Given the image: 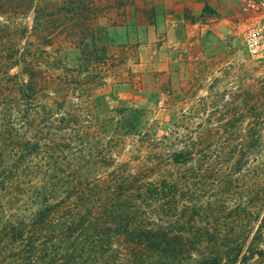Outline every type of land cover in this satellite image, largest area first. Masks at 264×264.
I'll return each instance as SVG.
<instances>
[{
	"label": "trees",
	"instance_id": "trees-1",
	"mask_svg": "<svg viewBox=\"0 0 264 264\" xmlns=\"http://www.w3.org/2000/svg\"><path fill=\"white\" fill-rule=\"evenodd\" d=\"M24 59L17 73L0 77V264H248L257 256L264 259L262 178L250 186L249 219L259 225L249 243L215 238L202 222L216 221L229 206L225 196L207 198L203 191L230 187L227 175L241 173L245 160L264 170L259 112L239 144L202 151L216 153L214 161L195 160L197 144L168 146L164 136L158 149H168L166 165L177 171L136 172L115 158L113 136L138 135L142 111L114 109L105 143L102 126L90 120L91 101L73 103L71 96L77 94L63 88L62 73H38Z\"/></svg>",
	"mask_w": 264,
	"mask_h": 264
},
{
	"label": "rangeland",
	"instance_id": "rangeland-1",
	"mask_svg": "<svg viewBox=\"0 0 264 264\" xmlns=\"http://www.w3.org/2000/svg\"><path fill=\"white\" fill-rule=\"evenodd\" d=\"M239 5L237 0H0V77L17 73L24 58L38 73H62L63 88L77 94L73 103L91 101L90 120L102 126L105 143L114 109H140V133L113 136L115 158L136 172L177 171L166 165L168 149H158L164 136L168 146L195 143V160L214 161L216 153L202 151L239 144L254 113L264 117V61L246 52L247 23ZM255 165L245 160L241 173L227 175L230 187L203 191V197L229 201L216 221H202L215 238L251 241L259 224L249 219L250 186L260 178L264 184V170ZM248 264L264 259L257 256Z\"/></svg>",
	"mask_w": 264,
	"mask_h": 264
},
{
	"label": "built area",
	"instance_id": "built-area-1",
	"mask_svg": "<svg viewBox=\"0 0 264 264\" xmlns=\"http://www.w3.org/2000/svg\"><path fill=\"white\" fill-rule=\"evenodd\" d=\"M241 15L247 27L244 46L248 55L264 61V0H239Z\"/></svg>",
	"mask_w": 264,
	"mask_h": 264
},
{
	"label": "crops",
	"instance_id": "crops-1",
	"mask_svg": "<svg viewBox=\"0 0 264 264\" xmlns=\"http://www.w3.org/2000/svg\"><path fill=\"white\" fill-rule=\"evenodd\" d=\"M232 1H236V0H231V2H232ZM237 1H238V3H239V0H237ZM239 4H240V3H239ZM239 6H240V5H239Z\"/></svg>",
	"mask_w": 264,
	"mask_h": 264
}]
</instances>
